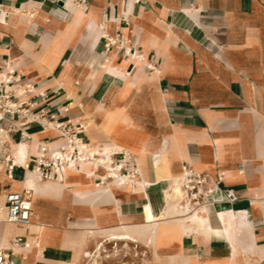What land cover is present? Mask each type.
I'll list each match as a JSON object with an SVG mask.
<instances>
[{
	"label": "crops",
	"instance_id": "1",
	"mask_svg": "<svg viewBox=\"0 0 264 264\" xmlns=\"http://www.w3.org/2000/svg\"><path fill=\"white\" fill-rule=\"evenodd\" d=\"M8 65L13 102L83 123L89 148L128 151L143 186H103V167L80 164L41 178L28 226L0 216V249L14 262L82 264L97 237L136 229L146 204L161 215L176 203L188 165L240 199L208 206L205 230L168 210L146 243L152 264L157 254L162 264H264V0H0V74ZM1 125L5 218V191L28 190L6 154L23 142L35 158L67 140L20 114ZM19 235L31 245L14 247Z\"/></svg>",
	"mask_w": 264,
	"mask_h": 264
},
{
	"label": "built area",
	"instance_id": "2",
	"mask_svg": "<svg viewBox=\"0 0 264 264\" xmlns=\"http://www.w3.org/2000/svg\"><path fill=\"white\" fill-rule=\"evenodd\" d=\"M116 38L109 39L107 45L115 44ZM120 41V40H119ZM131 51L129 50L128 53ZM133 56L142 58L140 54L133 53ZM0 132L4 131L2 128V120L8 114H20L26 122H38L43 127H50L56 129L67 140V144L60 149L53 152H49L46 145H43L39 156L35 158H29L27 166L23 168L27 171L29 168L36 170L42 178L55 179L63 173L65 167L71 166V161H77L81 155L79 144H84L82 133L85 130L83 123H74L71 121H63L56 117L55 114L48 115L44 112L31 113L23 107L22 103L13 102V95L10 85L15 78V71L8 65V70L5 73L0 74ZM4 144V142H1ZM87 146V145H86ZM86 146H83V152H86ZM72 147V148H71ZM69 155V157H68ZM114 156H119L118 163L119 170L123 175H128L130 178L129 184L131 186L136 184V177L140 175L135 159L128 151L119 152L114 151ZM6 166L9 174H11V168L14 165V158L11 154L7 153L5 157ZM106 172L110 170L104 168ZM181 185L183 188V197L180 200L181 208L188 206L190 211L206 212L207 207L216 204L219 201H225L228 203H236L239 201V196L233 189H222L220 187L221 176H218L216 180H212L207 172L195 171L190 166L185 165L183 167V173L180 177ZM220 191L221 196H215V193ZM5 210L6 216L4 218L7 222H12L20 226H28L31 223L32 217V198L29 190L22 191H5ZM118 240V239H112ZM134 241V240H131ZM117 245V243H115ZM31 243L24 236H16L13 240L14 247H29ZM103 243L100 242L96 245L98 250L103 249ZM13 249H0V264H17L10 258V251ZM95 250V249H94ZM93 250V251H94ZM92 252V251H91ZM89 252L86 257L90 255ZM147 264H152L149 261Z\"/></svg>",
	"mask_w": 264,
	"mask_h": 264
},
{
	"label": "bare ground",
	"instance_id": "3",
	"mask_svg": "<svg viewBox=\"0 0 264 264\" xmlns=\"http://www.w3.org/2000/svg\"><path fill=\"white\" fill-rule=\"evenodd\" d=\"M27 148H28V145L25 144L24 147L22 148V150L19 151V153L15 154L14 157H13L15 162H16V164L22 165V167L23 166H27V164L29 162V158L30 157L27 155V152H28ZM106 149L108 150L107 151L108 157H110L113 154L114 150H121V148H119V147H114V148H110L109 147V148H106ZM94 155L95 154H94V152L92 150L91 151L90 150L89 151L86 150V152L84 154L80 155V157H79V159L77 161H71V163H72L71 166L65 167V169H67V168H76L78 166V164H80L82 166V169H85L84 168L85 165L91 166L93 169L96 168V167L97 168H99V167L107 168L110 171L106 172V174L104 175V177H103L104 181L102 182L103 184H101V185L104 186L107 183L113 182L114 184H117V185L120 184V185H123V186H126V187L127 186L131 187V185L129 184V181H130L129 176L128 175H122V173L119 172V169H118L119 166H114L111 163L110 164H106V163L103 162V159H101V160L96 162V161H94L93 159L90 158L91 156H94ZM68 157H69V155H68ZM25 173H27L26 179H25L26 180V185L28 187V190H30V193H33L32 189L34 187H36L37 181L40 180L42 177L36 170H33L31 168H29L27 170V172H25ZM60 177H62V174H60ZM135 181H136L137 185H135L134 189L137 190V191L143 190V186L141 185V182L139 180L138 181L135 180ZM180 184H181V181H180ZM119 188H121V187H119ZM183 194H184V192H183L182 185H177V187H175L174 193H173L174 198H176V199L179 198L178 200H181L182 197H183ZM178 200L176 201V203H165L164 204V210L161 213V215L153 213L151 204H146L145 208H144V213H143L144 221L141 224H139V225H129V226L135 227L136 229H134V230L126 229V230H123V231H113V232H110L108 234V236L111 237V239H118V240L140 239V240H142V241H144L146 243L150 242V244H151L154 241V238H155V235H156V231H157V227H158V223L162 219H165L164 217L167 214L168 210H170V209L172 210L173 213L174 212L182 213V214H180L182 216H178L177 218L182 219L183 221H185L187 227L196 228V229H204V230H205L206 226L209 227V223H208V218H207L206 212H196V211L195 212L194 211L191 212L190 208L188 206H186V208L180 209L179 207H177V204L179 202ZM2 204L0 203V205H1V207H0L1 221L4 220V217H3L4 216V206ZM184 212H185V214H183ZM228 223H229L230 226H231V224L234 223L233 220H232V217L229 219ZM125 227H126V225H125ZM85 235L83 236V240L85 239ZM161 259L162 258L157 254L156 255L157 263L156 262L155 263L156 264H162ZM167 259H168V257H167ZM169 259H170V261H175L173 256L169 257ZM166 264H168V263H166Z\"/></svg>",
	"mask_w": 264,
	"mask_h": 264
},
{
	"label": "rangeland",
	"instance_id": "4",
	"mask_svg": "<svg viewBox=\"0 0 264 264\" xmlns=\"http://www.w3.org/2000/svg\"><path fill=\"white\" fill-rule=\"evenodd\" d=\"M24 145L25 143L22 142L19 145L17 151L14 153V155L19 153V151L22 150ZM83 146L86 145L79 144L81 154L85 153V152L82 153ZM86 148H87L86 150L88 151L92 150L94 152L95 155L90 157L94 161L97 162L103 159V162L106 164L111 163L114 166H119L118 163H115V159L113 155L108 157L107 149H105L104 151H100L98 149L89 148L88 146H86ZM119 168L120 167H118V169ZM119 172L122 173L120 170ZM85 234L86 232L84 233V235ZM100 242L103 243L104 246L101 248H104L105 252L103 251V249L98 250L96 248V245L99 244ZM115 243H117V245ZM89 256L84 258L82 264H147L149 261L152 262V254L149 250V247H147L146 242L140 239H134V241H131L130 239L115 241L112 240L111 237L109 236L97 237L96 244L95 246H93L92 252L90 253Z\"/></svg>",
	"mask_w": 264,
	"mask_h": 264
}]
</instances>
